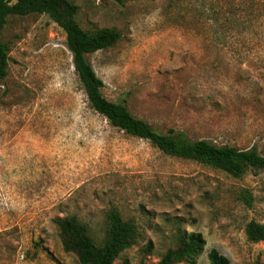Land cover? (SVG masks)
<instances>
[{"label": "rangeland", "instance_id": "obj_1", "mask_svg": "<svg viewBox=\"0 0 264 264\" xmlns=\"http://www.w3.org/2000/svg\"><path fill=\"white\" fill-rule=\"evenodd\" d=\"M73 3L84 30L122 35L87 56L109 101L162 134L264 157V0ZM3 39L0 264H80L55 219L78 217L101 246L111 209L139 233L114 264H157L190 233L207 242L196 264L212 249L231 264H264V241L246 235L252 221L264 226V169L234 178L112 126L90 107L66 34L47 15L10 17Z\"/></svg>", "mask_w": 264, "mask_h": 264}, {"label": "trees", "instance_id": "obj_2", "mask_svg": "<svg viewBox=\"0 0 264 264\" xmlns=\"http://www.w3.org/2000/svg\"><path fill=\"white\" fill-rule=\"evenodd\" d=\"M113 1L122 5L125 0ZM78 12L73 0H18L15 3L0 0V80L8 76L10 46L4 41L3 34L9 18L47 15L66 34V46L73 55L75 73L90 107L112 126L129 136L150 142L167 156L206 165L234 178H242L250 169H264V157L255 148L242 151L230 146L219 147L208 140L192 141L173 130L162 134L135 117L126 105L109 101L103 94L104 82L87 56L115 47L122 35L115 28L84 30L76 20ZM242 195L252 205L250 193L244 191ZM55 224L64 250L75 254L80 264H114L121 254L136 245L139 238L136 224L125 221L116 209L108 213V228L101 246L90 234L89 227L76 216L58 217ZM246 235L250 242L264 241V226L252 221L247 226ZM206 245L201 233L183 234L176 248L169 249L157 264H196ZM208 260L209 264H231L217 249L209 252Z\"/></svg>", "mask_w": 264, "mask_h": 264}]
</instances>
